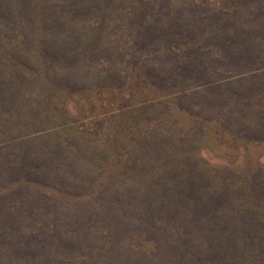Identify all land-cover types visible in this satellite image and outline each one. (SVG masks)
Masks as SVG:
<instances>
[{
    "label": "rangeland",
    "instance_id": "374dc122",
    "mask_svg": "<svg viewBox=\"0 0 264 264\" xmlns=\"http://www.w3.org/2000/svg\"><path fill=\"white\" fill-rule=\"evenodd\" d=\"M0 264H264V0H0Z\"/></svg>",
    "mask_w": 264,
    "mask_h": 264
}]
</instances>
